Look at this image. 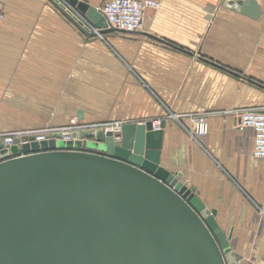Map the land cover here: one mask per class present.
I'll return each mask as SVG.
<instances>
[{
    "label": "crops",
    "instance_id": "0c3cea01",
    "mask_svg": "<svg viewBox=\"0 0 264 264\" xmlns=\"http://www.w3.org/2000/svg\"><path fill=\"white\" fill-rule=\"evenodd\" d=\"M1 1L0 132L166 118L162 164L216 209L238 264H264V163L231 112L264 106V1L253 18L226 0H157L141 30L95 36L49 0ZM191 112L208 113L198 139L189 117L169 118Z\"/></svg>",
    "mask_w": 264,
    "mask_h": 264
},
{
    "label": "water",
    "instance_id": "95a60500",
    "mask_svg": "<svg viewBox=\"0 0 264 264\" xmlns=\"http://www.w3.org/2000/svg\"><path fill=\"white\" fill-rule=\"evenodd\" d=\"M49 1L88 36L120 31L86 0ZM225 3L261 11L259 0ZM165 124L1 142L0 264H238L216 209L162 164Z\"/></svg>",
    "mask_w": 264,
    "mask_h": 264
},
{
    "label": "built area",
    "instance_id": "2783aa9c",
    "mask_svg": "<svg viewBox=\"0 0 264 264\" xmlns=\"http://www.w3.org/2000/svg\"><path fill=\"white\" fill-rule=\"evenodd\" d=\"M264 1V0H259ZM157 0H106L99 10L104 14L110 26L116 27L120 31L135 32L143 27L145 11L148 7H158ZM5 8L4 3L0 0V20L4 17ZM91 26V27H90ZM90 29L96 30L95 26L90 25ZM240 119L239 127H252L255 131V145L253 154L260 158L264 163V106L262 107H247L231 111ZM178 119L190 117L193 122L192 128L189 130L192 137L198 139L209 131L208 113H191L172 115ZM75 122V121H74ZM100 123L87 125H71L64 127H40L30 129H20L0 132V143L7 145L24 144L30 142L32 139L41 141L57 137L61 133L65 140L75 137L76 134L81 133L84 129H97L99 127L105 130L112 129L115 133L121 131L123 123ZM154 127L160 126V120L153 121ZM120 137L116 136L115 141H120Z\"/></svg>",
    "mask_w": 264,
    "mask_h": 264
},
{
    "label": "rangeland",
    "instance_id": "374dc122",
    "mask_svg": "<svg viewBox=\"0 0 264 264\" xmlns=\"http://www.w3.org/2000/svg\"><path fill=\"white\" fill-rule=\"evenodd\" d=\"M191 113H197V112H191ZM191 113H183V114H191ZM200 113H204V112H200ZM177 115H181V114H177ZM170 117L172 118L173 116L172 115H169V118ZM159 120L161 122L162 119H159ZM165 120H166V118H165ZM120 121H123V120H114V119H112V120H107V121H92V122L89 121L88 122V121H83V120H81V119H79L77 117H74L70 121H68L66 123L59 124V125L58 124L57 125L45 124V125H39V127H33V128H40V127H47V126H50V127H64V126H68V125L71 126V125H87V124H100V123H104L105 124V123H117V122H120Z\"/></svg>",
    "mask_w": 264,
    "mask_h": 264
}]
</instances>
